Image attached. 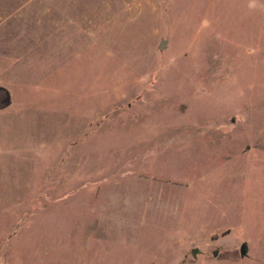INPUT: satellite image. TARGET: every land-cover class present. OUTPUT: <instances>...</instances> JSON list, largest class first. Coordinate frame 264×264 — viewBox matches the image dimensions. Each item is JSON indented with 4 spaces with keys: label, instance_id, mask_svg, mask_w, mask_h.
Listing matches in <instances>:
<instances>
[{
    "label": "rangeland",
    "instance_id": "1",
    "mask_svg": "<svg viewBox=\"0 0 264 264\" xmlns=\"http://www.w3.org/2000/svg\"><path fill=\"white\" fill-rule=\"evenodd\" d=\"M0 88V264H264V0H0Z\"/></svg>",
    "mask_w": 264,
    "mask_h": 264
},
{
    "label": "water",
    "instance_id": "2",
    "mask_svg": "<svg viewBox=\"0 0 264 264\" xmlns=\"http://www.w3.org/2000/svg\"><path fill=\"white\" fill-rule=\"evenodd\" d=\"M164 46V41H160L158 48L161 49ZM0 93H1V97H0V107H6L9 104V98L8 95L6 93V91L2 88H0ZM239 255L240 256H244L245 252H246V247L245 244H241L239 246L238 249Z\"/></svg>",
    "mask_w": 264,
    "mask_h": 264
},
{
    "label": "flooded vegetation",
    "instance_id": "3",
    "mask_svg": "<svg viewBox=\"0 0 264 264\" xmlns=\"http://www.w3.org/2000/svg\"><path fill=\"white\" fill-rule=\"evenodd\" d=\"M0 97H1V93H0Z\"/></svg>",
    "mask_w": 264,
    "mask_h": 264
}]
</instances>
